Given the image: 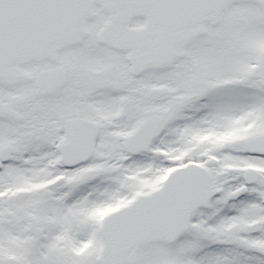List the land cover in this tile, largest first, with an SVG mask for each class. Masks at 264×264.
Here are the masks:
<instances>
[{
  "label": "snow or ice",
  "instance_id": "obj_1",
  "mask_svg": "<svg viewBox=\"0 0 264 264\" xmlns=\"http://www.w3.org/2000/svg\"><path fill=\"white\" fill-rule=\"evenodd\" d=\"M0 264H264V0H0Z\"/></svg>",
  "mask_w": 264,
  "mask_h": 264
}]
</instances>
